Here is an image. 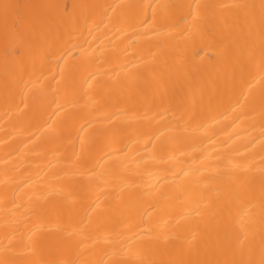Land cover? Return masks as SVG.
Listing matches in <instances>:
<instances>
[{
    "label": "bare ground",
    "instance_id": "obj_1",
    "mask_svg": "<svg viewBox=\"0 0 264 264\" xmlns=\"http://www.w3.org/2000/svg\"><path fill=\"white\" fill-rule=\"evenodd\" d=\"M0 264H264V0H0Z\"/></svg>",
    "mask_w": 264,
    "mask_h": 264
}]
</instances>
